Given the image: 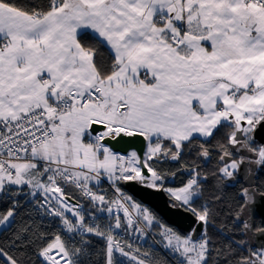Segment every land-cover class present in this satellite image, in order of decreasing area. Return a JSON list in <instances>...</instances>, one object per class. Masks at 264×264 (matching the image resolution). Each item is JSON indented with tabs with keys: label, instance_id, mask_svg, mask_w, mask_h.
I'll return each instance as SVG.
<instances>
[{
	"label": "snow or ice",
	"instance_id": "6c2138e0",
	"mask_svg": "<svg viewBox=\"0 0 264 264\" xmlns=\"http://www.w3.org/2000/svg\"><path fill=\"white\" fill-rule=\"evenodd\" d=\"M137 136L146 145L136 150L111 143ZM213 155L206 173L200 161ZM165 162L179 167L165 172ZM177 172L187 180L167 187ZM257 173L264 0H0V201L10 204L0 212V264H98L92 237L105 242L103 264H122L116 254L161 264L113 234H143L138 225L154 221L177 264H264ZM105 181L118 196L106 199ZM128 181L166 192L193 226L182 235L160 224L122 192ZM238 184L235 206L217 194ZM96 211L111 215L103 228ZM220 213L232 227L222 225L217 244L207 229ZM49 217L59 231L44 227Z\"/></svg>",
	"mask_w": 264,
	"mask_h": 264
},
{
	"label": "trees",
	"instance_id": "16d2710c",
	"mask_svg": "<svg viewBox=\"0 0 264 264\" xmlns=\"http://www.w3.org/2000/svg\"><path fill=\"white\" fill-rule=\"evenodd\" d=\"M16 2L28 4V3H37V2H40V0H16ZM45 2H46V0H45ZM93 43H95V41H93ZM102 51H104L105 57H107L109 55V53L106 50L102 49ZM191 159H192V157H185L186 161H189ZM200 164H201V168L206 173H211L215 169L216 164H217V160H216L215 155H213L210 163H204L203 161H200ZM159 167H162L165 170V172H168L169 170L175 171L179 167V164H177L175 162H172V163L165 162V163L161 164ZM187 178L188 177L186 174H181L180 172H177V175L175 177L168 176L165 179V185L167 187L176 188V187L181 186V184L184 181H186ZM261 182H264V173H261L259 178L256 180L255 184H259ZM214 185H215V181L209 175V185L206 186L207 190L204 193V201H207V200L212 198L213 191H214V187H213ZM100 189L103 190L104 194L106 195V199H112L113 197L117 196L116 192H114L113 188L110 187V184L107 181L103 182L100 185ZM239 190H240V185L238 184L235 187H227V188L223 189L220 193H217V194L221 195L225 199L226 202L231 203L233 206H235V204L238 203V200H239ZM66 192L69 193L71 196L75 197L76 199H78L81 204L88 206V211L90 213L93 212V209L91 208L90 205H88L86 198H80L78 191H76L72 188H66ZM122 192L126 195L131 196L127 191H125L123 189H122ZM132 199H133V201L140 203L135 198L132 197ZM142 205L145 206L144 204H142ZM7 207H10V204L7 201H0V212L5 211ZM145 207H147L149 209V211L156 217V219L159 220L160 224H162L168 228H171L174 231L183 235V233H181L179 230L168 225L158 214H156L148 206H145ZM30 209H31V206H29V210ZM32 214L35 217L36 214L34 211ZM23 215H24V213L21 212V216H23ZM94 217L96 218L97 222L101 225L102 228L104 227V225L109 223V221L111 220V215L107 212L96 211V212H94ZM19 219H20V217H18V221H19ZM37 222L40 223L41 221L38 220ZM43 224H44V227L50 232L60 230V225H59L58 220L45 218L43 221ZM222 225L226 226L225 229H223L225 232L228 229H231V227H232L231 221L228 220L223 213H220L218 216V219L215 222V226H209L207 229L208 234L213 238V240H215L217 242V244H220V243L224 242V240H225V235L222 234ZM149 228L155 234V236L157 237L159 242L164 246L165 242L163 241L162 236H161L162 228L159 225H157L155 221L153 222V224L151 226H149ZM237 238H239V237L237 236ZM91 239H92V244L94 245V248L97 252L95 259L97 260L98 264H103V262H104L103 249L105 247V242L98 237H92ZM147 250L150 253V258L151 257H158L161 264H175L165 254H163L159 248H155L153 246H150V247H147ZM168 251L171 252L170 250H168ZM116 255L118 256V259L122 262V264H132L131 260H129L128 258L123 257V256H119V254H116ZM174 258L176 261L178 260L177 256ZM37 264H39L38 261H37Z\"/></svg>",
	"mask_w": 264,
	"mask_h": 264
},
{
	"label": "water",
	"instance_id": "95a60500",
	"mask_svg": "<svg viewBox=\"0 0 264 264\" xmlns=\"http://www.w3.org/2000/svg\"><path fill=\"white\" fill-rule=\"evenodd\" d=\"M127 142V143H126ZM117 148L131 147L129 150L139 149L146 145L142 137H125L122 140L112 141ZM123 155L124 153L121 152ZM121 188L127 191L133 198L140 203L148 206L156 214H158L168 225L176 228L185 234L194 224V217L190 213H186L181 209L171 207V198L166 192L147 189L138 181H128L121 184ZM80 203V202H79ZM81 204V203H80ZM200 228L196 229L197 235L200 234ZM264 239V238H262Z\"/></svg>",
	"mask_w": 264,
	"mask_h": 264
},
{
	"label": "built area",
	"instance_id": "2783aa9c",
	"mask_svg": "<svg viewBox=\"0 0 264 264\" xmlns=\"http://www.w3.org/2000/svg\"><path fill=\"white\" fill-rule=\"evenodd\" d=\"M106 182V181H105ZM116 195L118 196L119 193H116ZM134 211V210H133ZM121 218L123 219V214L121 213ZM46 219H52V218H46ZM97 222V220H96ZM98 223V222H97ZM138 227L143 228L144 229V233L140 234V233H134L133 229H128L127 231H122V230H116V232H114V235H119V237L122 240H126L129 243H131L133 245V248H139L141 253L147 252L149 253V251L147 250V247L153 246L155 248H159L161 250V252L163 254H165L173 263L177 264V261L175 260L174 257H176L175 254H173L172 252H169L157 239V237L155 236V234L151 231V229L149 227H145L144 223L141 222ZM125 251H128V249L126 248ZM150 254V253H149ZM128 259H130V257H126ZM140 258H143L142 256Z\"/></svg>",
	"mask_w": 264,
	"mask_h": 264
},
{
	"label": "flooded vegetation",
	"instance_id": "af4514ba",
	"mask_svg": "<svg viewBox=\"0 0 264 264\" xmlns=\"http://www.w3.org/2000/svg\"><path fill=\"white\" fill-rule=\"evenodd\" d=\"M261 175V173H257L256 174V179L254 180V183L256 182V180L259 178V176ZM247 179V178H246Z\"/></svg>",
	"mask_w": 264,
	"mask_h": 264
},
{
	"label": "rangeland",
	"instance_id": "374dc122",
	"mask_svg": "<svg viewBox=\"0 0 264 264\" xmlns=\"http://www.w3.org/2000/svg\"><path fill=\"white\" fill-rule=\"evenodd\" d=\"M164 241V240H163ZM166 243V241H164ZM168 250V249H167ZM130 260V259H129Z\"/></svg>",
	"mask_w": 264,
	"mask_h": 264
}]
</instances>
